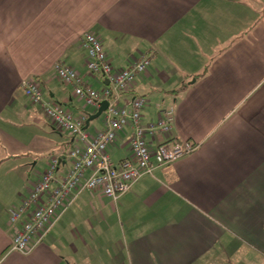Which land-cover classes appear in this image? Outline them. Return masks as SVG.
<instances>
[{
    "label": "crops",
    "instance_id": "obj_1",
    "mask_svg": "<svg viewBox=\"0 0 264 264\" xmlns=\"http://www.w3.org/2000/svg\"><path fill=\"white\" fill-rule=\"evenodd\" d=\"M85 33L113 69L148 56L122 98L145 99L142 123L172 107L171 137L197 148L115 201L82 192L28 253L9 252L8 210L51 158L66 170L74 140L21 82L37 80L43 100L74 117L93 114L52 71L106 86L85 68ZM129 133L107 147L112 162L128 155ZM0 264H264V0H0Z\"/></svg>",
    "mask_w": 264,
    "mask_h": 264
},
{
    "label": "built area",
    "instance_id": "obj_2",
    "mask_svg": "<svg viewBox=\"0 0 264 264\" xmlns=\"http://www.w3.org/2000/svg\"><path fill=\"white\" fill-rule=\"evenodd\" d=\"M85 52V68L90 75H100L106 86L100 91L81 82L75 69L56 63L52 67L55 78L70 86L83 106L95 111L101 101L107 106L102 112L103 127L92 135L83 129L86 115L74 117L60 105L43 100L40 84L35 79L21 82L24 97L31 104L41 106L42 113L53 129L74 138L72 146L62 157L68 163L59 174L60 156L48 161L16 207L8 210V223L14 229L8 251L26 254L58 221L82 192H97L115 201L143 176L170 164L190 153L197 144L171 137L175 113L172 107L163 108L156 120L142 123L143 97L123 95L129 93L136 77L149 65L147 55L122 69H113L103 52L99 38L85 33L80 38ZM126 127L128 155L114 163L107 147ZM156 136L163 139L154 142Z\"/></svg>",
    "mask_w": 264,
    "mask_h": 264
},
{
    "label": "water",
    "instance_id": "obj_3",
    "mask_svg": "<svg viewBox=\"0 0 264 264\" xmlns=\"http://www.w3.org/2000/svg\"><path fill=\"white\" fill-rule=\"evenodd\" d=\"M106 106H107V102L106 101H101L99 103V106L96 109V111L93 114H90V115L87 116V118H86V120L84 122L83 129L87 128L89 122H91L92 120L98 118L101 115V113L105 111Z\"/></svg>",
    "mask_w": 264,
    "mask_h": 264
},
{
    "label": "rangeland",
    "instance_id": "obj_4",
    "mask_svg": "<svg viewBox=\"0 0 264 264\" xmlns=\"http://www.w3.org/2000/svg\"><path fill=\"white\" fill-rule=\"evenodd\" d=\"M97 120H99V119L97 118V119L93 120L92 122H90L91 125H92V123H95ZM91 125H90V127H91Z\"/></svg>",
    "mask_w": 264,
    "mask_h": 264
}]
</instances>
